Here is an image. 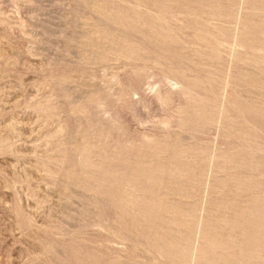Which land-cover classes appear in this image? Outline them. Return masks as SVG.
<instances>
[{
  "label": "rangeland",
  "instance_id": "1",
  "mask_svg": "<svg viewBox=\"0 0 264 264\" xmlns=\"http://www.w3.org/2000/svg\"><path fill=\"white\" fill-rule=\"evenodd\" d=\"M0 264H264V0H0Z\"/></svg>",
  "mask_w": 264,
  "mask_h": 264
}]
</instances>
